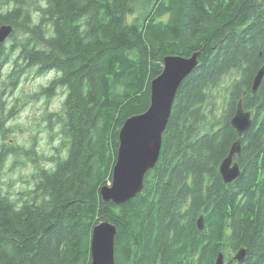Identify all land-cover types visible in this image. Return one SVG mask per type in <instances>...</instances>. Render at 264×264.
Instances as JSON below:
<instances>
[{
    "label": "trees",
    "instance_id": "16d2710c",
    "mask_svg": "<svg viewBox=\"0 0 264 264\" xmlns=\"http://www.w3.org/2000/svg\"><path fill=\"white\" fill-rule=\"evenodd\" d=\"M11 1L0 7V28L15 29L0 45L1 84L13 92L32 70L55 73L38 96L64 101L46 116L56 155L34 159V143L24 153L31 188L17 200L0 194V264H91L104 221L118 230L116 264H215L242 249L244 264H264V80L251 92L264 67V0ZM197 52L144 190L123 205L104 202L121 129L149 109L164 58ZM240 101L253 123L237 159L242 176L226 184L219 167L239 138L231 120ZM18 151L1 146L0 175Z\"/></svg>",
    "mask_w": 264,
    "mask_h": 264
},
{
    "label": "water",
    "instance_id": "95a60500",
    "mask_svg": "<svg viewBox=\"0 0 264 264\" xmlns=\"http://www.w3.org/2000/svg\"><path fill=\"white\" fill-rule=\"evenodd\" d=\"M157 2L158 0H148ZM12 25L0 28V45L6 43L14 32ZM201 52L190 58L167 56L164 58L163 71L151 82V99L149 109L126 120L119 134V150L117 162L113 169L110 185L100 191L104 202L123 205L136 198L145 188V179L153 171L160 159L163 149L164 134L167 130L174 102L182 83L199 65ZM264 80V67L254 78L252 94L255 95ZM247 93L244 94V97ZM252 113L245 111L243 101L237 105L231 126L239 136L230 149L228 156L219 167L224 183L231 184L242 176V169L237 162L242 156L243 136L252 127ZM198 228L204 229V220L200 218ZM117 227L104 221L93 229L91 241V264H116L115 241ZM247 251L240 250L234 260L243 263ZM215 264L226 263L225 255L220 253Z\"/></svg>",
    "mask_w": 264,
    "mask_h": 264
},
{
    "label": "rangeland",
    "instance_id": "374dc122",
    "mask_svg": "<svg viewBox=\"0 0 264 264\" xmlns=\"http://www.w3.org/2000/svg\"><path fill=\"white\" fill-rule=\"evenodd\" d=\"M38 0L34 4H37ZM13 2L4 3L0 0L1 11H5L8 7H12ZM31 7V14L36 18L37 10ZM140 16V13L138 14ZM138 15L129 16L127 21L132 23ZM10 71V67H6L4 75ZM36 69L24 75L19 83V86L11 92L1 82L0 79V117L2 119V128L0 125V149L4 144L8 150L10 148L19 149L17 157L9 158L6 161L4 170L0 175V194L3 196L9 195L13 200H17V194L31 188L26 184L33 171V163L26 162L24 155L27 148L36 143L37 155L44 157H52L56 155V146L60 140L52 142L50 135L46 129L48 124L43 117L49 113L60 112L64 101V95H57L49 100L41 93L42 88L47 86L55 76V73H50L45 77H38ZM15 111V113L13 112ZM3 129V131H1ZM5 134V137H3ZM64 155V152H63ZM16 161H19L15 164ZM26 162V163H25ZM49 162H46L48 164ZM15 164V166H14ZM45 164V162H44ZM226 256L233 259L234 253L228 252Z\"/></svg>",
    "mask_w": 264,
    "mask_h": 264
},
{
    "label": "flooded vegetation",
    "instance_id": "af4514ba",
    "mask_svg": "<svg viewBox=\"0 0 264 264\" xmlns=\"http://www.w3.org/2000/svg\"><path fill=\"white\" fill-rule=\"evenodd\" d=\"M4 3H11L12 1L11 0H2ZM28 2H31V1H36V0H27ZM38 2H40V3H42V0H38ZM36 17H37V14L35 15ZM199 64H200V61H199ZM199 66V65H198ZM197 66V67H198ZM41 96H45L46 98H47V96L45 95V94H41ZM47 114L43 117V119L45 120V122L47 123ZM14 157H17V155L16 156H14L13 154L10 156V158H14ZM46 163V162H45ZM14 166H15V164H14ZM152 172V171H151ZM149 174V173H148ZM235 255V254H234ZM234 258H235V256L233 257V259H230V258H228V257H226L225 256V261H226V263H229L230 261H233V264H244L245 262H246V260L243 262V263H238L236 260H234Z\"/></svg>",
    "mask_w": 264,
    "mask_h": 264
}]
</instances>
